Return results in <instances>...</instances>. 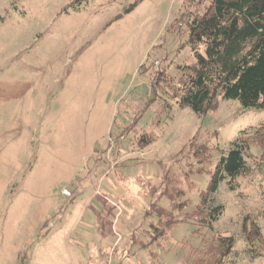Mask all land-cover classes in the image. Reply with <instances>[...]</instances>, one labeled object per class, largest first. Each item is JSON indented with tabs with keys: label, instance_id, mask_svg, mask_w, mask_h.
I'll return each instance as SVG.
<instances>
[{
	"label": "rangeland",
	"instance_id": "374dc122",
	"mask_svg": "<svg viewBox=\"0 0 264 264\" xmlns=\"http://www.w3.org/2000/svg\"><path fill=\"white\" fill-rule=\"evenodd\" d=\"M71 1L0 0V264H192L187 247L202 243L189 222L149 242V197L137 177L158 185L160 163L169 165L193 209L205 170L241 130L264 124V109L218 97L197 115L154 83L162 70L175 84L177 66L194 61L182 47L186 26L169 25L209 0H144L105 28L132 0ZM149 132L155 140L141 147ZM194 134L206 159L182 149ZM254 154L209 203L223 207L212 230L235 239L227 264H264V244L250 256L242 228L253 221L264 240V156Z\"/></svg>",
	"mask_w": 264,
	"mask_h": 264
},
{
	"label": "trees",
	"instance_id": "16d2710c",
	"mask_svg": "<svg viewBox=\"0 0 264 264\" xmlns=\"http://www.w3.org/2000/svg\"><path fill=\"white\" fill-rule=\"evenodd\" d=\"M81 1L72 0L69 5ZM142 1L132 0L103 27L121 19ZM177 24H184L187 28L188 35L182 47L190 49L194 61L177 66L182 72L175 84L170 83L164 71H157L156 85L165 84L177 103L187 105L197 115L215 110L218 97L238 100L243 109H264V0H209L202 11L181 14L170 23L169 29L177 27ZM166 106L165 102L161 103L153 124ZM154 140V134L149 132L140 136L139 144L145 147ZM183 148L186 157L206 159L208 156L209 147L197 141L195 134ZM256 152L264 156V124L251 130H241L230 142L228 150L221 153L213 169L205 170L207 184L199 191V201L190 210L186 209L190 200L177 186V176L169 165L160 163L162 175L158 185L151 184L148 177L138 176L142 192L149 197V207L143 213L145 217H152L148 223L149 242L159 243L165 239L177 221L189 222L194 227L192 231L201 237L202 246H188L185 260L192 264H227L235 239L212 230V223L221 215L223 207L209 208V203L221 180L228 178L227 184L233 188V180L248 171L246 157L257 156ZM163 198L168 200V207L160 204ZM175 210L181 214L179 220L174 216ZM242 228L250 256H259L262 248L252 247L257 243L261 247L264 244L258 225L249 221L247 227L245 220ZM203 229L213 232L210 238L204 237ZM101 255L107 257L109 253L99 250L98 257Z\"/></svg>",
	"mask_w": 264,
	"mask_h": 264
},
{
	"label": "built area",
	"instance_id": "2783aa9c",
	"mask_svg": "<svg viewBox=\"0 0 264 264\" xmlns=\"http://www.w3.org/2000/svg\"><path fill=\"white\" fill-rule=\"evenodd\" d=\"M63 193H65L67 195L69 194V192L67 190H64Z\"/></svg>",
	"mask_w": 264,
	"mask_h": 264
}]
</instances>
